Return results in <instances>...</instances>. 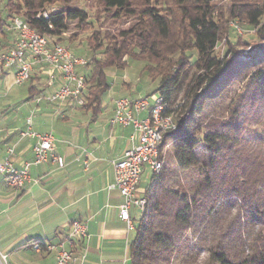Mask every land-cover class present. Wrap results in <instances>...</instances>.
I'll return each mask as SVG.
<instances>
[{
  "label": "trees",
  "instance_id": "obj_1",
  "mask_svg": "<svg viewBox=\"0 0 264 264\" xmlns=\"http://www.w3.org/2000/svg\"><path fill=\"white\" fill-rule=\"evenodd\" d=\"M99 1L112 17L132 19L115 33L97 29L88 37L84 106L99 114L112 86L108 69H124L128 57L145 59L149 75L160 77L165 114L177 123L161 144L162 170L144 192L132 263L264 264V126L254 130L238 120L248 101L264 104V0L229 2V19L251 26L252 40L217 14L215 0ZM54 2L8 0L5 9L59 42L71 23L83 24L89 14L61 6L42 15ZM236 85L244 89L237 98ZM170 142L177 174L164 158Z\"/></svg>",
  "mask_w": 264,
  "mask_h": 264
},
{
  "label": "crops",
  "instance_id": "obj_2",
  "mask_svg": "<svg viewBox=\"0 0 264 264\" xmlns=\"http://www.w3.org/2000/svg\"><path fill=\"white\" fill-rule=\"evenodd\" d=\"M6 17L8 25L0 29V50L13 46L17 36ZM82 68H78L80 73ZM120 70L123 71L118 68L107 71L108 77L113 76L112 86L105 94L110 101L103 97L99 114L92 118L96 125L103 121L102 126H57L60 118L69 119L80 104L76 100L56 104L45 99L35 100V94H47L58 87L63 80L61 74L56 73L55 83L49 84L46 71L35 66L28 80L32 90L29 95L26 88L15 83V68L0 70V160L7 156L9 146H14L11 158L17 167L34 157L37 138L20 134L27 129L32 114L25 119L18 115L28 107L31 96L38 112L51 121L48 126H34L32 122V128L37 132H52L55 151L66 162L62 167L51 159L32 165L31 179L22 188L9 185L0 174V264H58L55 252H38L32 244L59 242L76 219L87 223L88 235L77 239L76 257L71 264H133L131 245L137 230L129 229L120 218L124 197L110 185L114 181L112 161L119 159L136 140H132V127L112 125L110 118L118 97L143 94L135 91L131 84H125L126 69ZM83 107L87 112L90 110ZM60 109L65 112L61 114ZM102 109L107 110V117L101 116ZM151 177L145 170L140 183L141 194L149 187ZM142 182L148 185L143 187ZM131 214L136 222L142 215L136 207L131 209Z\"/></svg>",
  "mask_w": 264,
  "mask_h": 264
},
{
  "label": "built area",
  "instance_id": "obj_3",
  "mask_svg": "<svg viewBox=\"0 0 264 264\" xmlns=\"http://www.w3.org/2000/svg\"><path fill=\"white\" fill-rule=\"evenodd\" d=\"M56 9V8H55ZM54 9V10H55ZM50 11L41 14L49 16ZM237 32L244 34L243 29L235 21L231 22ZM10 27L17 32L13 46L0 50V70L15 68L14 81L22 84L28 81L35 66L45 70L49 75V84L56 81V73L62 75L60 85L47 94H35L37 101L45 99L50 103H61L76 100L81 106L86 103L83 90L86 86L85 76L78 68L88 63V58L78 55L68 46L56 42V37L43 34L20 16L11 20ZM148 96H120L115 101L112 125L132 127L133 145L126 148L119 159L112 161L114 181L111 188L119 190L124 197L120 205V218L127 223L129 229H135L137 222L131 214L136 207L141 213L146 209L147 198L138 190L145 170L150 175L159 174L163 167L161 144L165 134L174 130L177 123L172 114H165L166 103L160 93ZM146 112L145 116L142 113ZM32 115L28 118V127L21 130V136L37 138L33 146L34 157L17 167L13 160L14 146L7 148V156L0 160V174L6 182L16 188L25 187L30 181V169L51 159L59 166L65 165V158L55 151V136L50 131L37 132L32 128ZM88 235V225L82 220H73L69 233L59 242L36 241L32 244L38 252H55L58 264H71L75 260L76 241ZM5 258V255L1 256ZM84 258V257H83Z\"/></svg>",
  "mask_w": 264,
  "mask_h": 264
},
{
  "label": "rangeland",
  "instance_id": "obj_4",
  "mask_svg": "<svg viewBox=\"0 0 264 264\" xmlns=\"http://www.w3.org/2000/svg\"><path fill=\"white\" fill-rule=\"evenodd\" d=\"M165 1L166 5H173V0H163ZM8 2V0H0V18H5L7 15V10L5 9V5ZM136 4L138 6L144 5L146 3V0H136ZM156 0H150L151 4H154ZM230 0H215L214 3L218 5V11L217 14L222 16L223 20L225 22H228L229 25H232V20L229 19L228 15V7H229ZM61 6H75L82 8L86 10L89 14V18L86 22L83 24L77 23L78 21H75L71 23L70 30L67 32H64L60 37L58 36L59 42L68 46L72 49V51L76 54L84 55L88 58V60H91V51L89 47L87 46V39L90 35L94 33L95 30H102L103 32H117V29L127 27L129 26V21L132 19L131 17H121L120 19H116L112 17L113 11H108L99 0H55L52 4H46V10L52 11L55 8L61 7ZM216 14V12H215ZM17 16V15H16ZM22 17L21 15H18ZM7 19V17L5 18ZM11 17L8 21L11 22ZM237 22V21H235ZM3 25H8L7 21L4 22ZM239 26L243 29L245 32L243 34V37L247 40L255 39L256 36L253 34V30H251V26L247 25L245 22H237ZM233 34H237L233 29L231 31ZM96 44V43H95ZM104 48V46H103ZM224 49V44H219L218 51L222 52ZM128 65L125 67L126 69V75L123 77L125 84H131L132 87L135 89V91H139L143 95L141 96H148L150 98L151 104H154V100L152 99L153 96L159 93L157 89H155V85L159 83L160 77L158 75L151 76L145 69L146 60L144 59H138V58H131L128 57ZM148 60V59H147ZM148 63L151 61H147ZM158 60L153 61V65L157 64ZM109 71V69H108ZM118 71H123L118 69ZM81 72H86V68H82ZM122 73V72H120ZM109 81L112 82L113 76L108 77ZM23 88H26L28 90L29 95H31V85L29 81H26L22 84ZM138 87V90H137ZM240 85H236L233 92L236 91V93H232V96L238 97L240 90L244 92V89H240ZM127 89V88H126ZM107 102H109V97L107 98L106 95L104 96ZM231 100L227 101L226 103L230 102ZM53 104V103H52ZM42 110L45 111L44 104H41ZM40 105V106H41ZM37 105L35 101L31 98H29V104L28 107L26 106L23 108L22 113L19 111V117L22 119H25L29 115H33V125L34 126H48L51 122L48 117H44L41 112L37 110ZM16 108V107H15ZM47 109V108H46ZM61 114L65 112V110L60 109ZM101 116L107 117V110L102 109L101 110ZM242 116L238 120L242 124V126H247L250 128H253L254 130H259L264 126V104L259 103L255 104L254 99L248 101V106L246 108L241 109ZM88 113V115L86 114ZM215 116V114H214ZM94 117V111L89 110L88 112L84 109L83 106L77 105V108L73 110L71 113L69 119H59V124L57 126H102L101 124L103 121H100L98 125H96L95 122H93L92 118ZM164 158L165 162L170 163V170L173 174H177L179 172L177 166L174 163V153L172 151V144L170 142V145L164 147ZM148 173H150L149 170H147ZM144 181V179H143ZM142 186L148 185V183H143ZM141 185L139 186L138 190L141 192L143 189H141Z\"/></svg>",
  "mask_w": 264,
  "mask_h": 264
}]
</instances>
